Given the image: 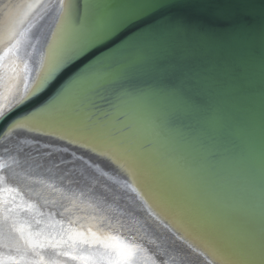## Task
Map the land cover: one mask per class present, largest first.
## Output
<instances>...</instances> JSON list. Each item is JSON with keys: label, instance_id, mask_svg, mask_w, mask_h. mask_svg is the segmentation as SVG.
Wrapping results in <instances>:
<instances>
[{"label": "water", "instance_id": "95a60500", "mask_svg": "<svg viewBox=\"0 0 264 264\" xmlns=\"http://www.w3.org/2000/svg\"><path fill=\"white\" fill-rule=\"evenodd\" d=\"M158 2L75 0L79 41L86 33L87 8L93 14L95 25L83 48L96 46L95 54L9 110V118L0 121V146L38 149L50 153L44 160L73 166L81 181L114 184L108 185L109 193L126 209L125 218L135 219L147 237L185 264H264V215L228 204L201 180L199 190L173 180L122 125L62 114L64 100L97 110L118 108L113 97L75 88L87 76L134 96L151 95L214 179L232 186L236 178L247 180V186L239 182L241 189L264 213V0H170L171 7L147 17L122 39L107 48L99 45L128 18L155 11ZM63 7L55 23L65 18L68 8ZM55 25L32 53L34 72L37 52L42 56L40 76L52 55Z\"/></svg>", "mask_w": 264, "mask_h": 264}, {"label": "bare ground", "instance_id": "6f19581e", "mask_svg": "<svg viewBox=\"0 0 264 264\" xmlns=\"http://www.w3.org/2000/svg\"><path fill=\"white\" fill-rule=\"evenodd\" d=\"M74 2L0 0V111L20 105L41 88L37 86L46 70L40 76L42 56L37 52V68L33 71L32 53L54 24L55 29L59 28L52 32L50 47L53 51L51 56L48 54L49 62L66 46L73 49L87 46L95 20L87 8L86 33L79 41V16ZM65 5L68 8L65 18L55 23L59 22L57 16ZM75 41H78L76 48L73 47ZM97 78L87 76L77 82L75 88L96 97H113L118 108L97 110L88 105H65L63 102L67 100H64L60 104V108H64L62 114L98 125L120 124L126 128L121 130L144 146L149 158L155 159L173 180L196 184L198 190L204 187L202 182L207 183L228 204H239L259 216L264 215L258 212L255 200L250 199L245 188L240 187V183L248 184L247 180L236 178L233 187L221 177L214 179L200 153L164 119L161 107L151 95L144 92L143 97L139 94L136 97L109 88ZM121 109L125 110L124 115H120ZM0 152V264H80L70 255H61L62 252L80 254L88 248L70 241L69 237L127 239L140 248L139 264H185L147 237V233L137 227L135 219H126V209L119 208L116 197L114 200V194L109 193L111 183L97 185L91 180L81 181L73 166L58 159L44 160L50 153L42 155L38 149H5L1 145ZM32 152L37 155L31 156ZM165 154L169 157H164ZM5 168H9L8 171ZM214 197L210 196L216 205L218 197ZM113 213L118 219L111 215ZM37 232L42 235L36 236Z\"/></svg>", "mask_w": 264, "mask_h": 264}, {"label": "snow or ice", "instance_id": "6c2138e0", "mask_svg": "<svg viewBox=\"0 0 264 264\" xmlns=\"http://www.w3.org/2000/svg\"><path fill=\"white\" fill-rule=\"evenodd\" d=\"M171 6L170 0H159L155 5V11L149 12L146 15L128 18L122 23L119 30L112 31L111 34L101 40L99 45H101L102 48L109 47L110 44L122 39L124 35L142 23L147 17L153 16L157 11ZM93 49H96V46L79 49L66 46L61 49L56 57L49 62L44 76L37 87H43L48 81H52L53 85H55L59 76L77 67L83 58H90L94 55L95 52ZM53 90H55V88H53ZM8 118V111H0V121ZM27 119L28 118L16 120L15 123L19 126L25 123ZM5 191H7V189H5ZM35 235L40 236L42 233L37 232ZM69 240L77 244L88 246V248L80 254L73 255L70 252L61 253V255H70L72 259L79 260L80 264H139L140 248L134 242H130L127 239L110 238V240H99L87 239L84 237H69Z\"/></svg>", "mask_w": 264, "mask_h": 264}]
</instances>
